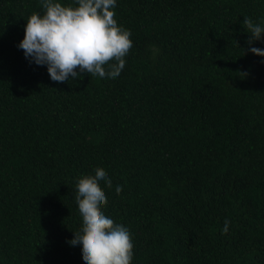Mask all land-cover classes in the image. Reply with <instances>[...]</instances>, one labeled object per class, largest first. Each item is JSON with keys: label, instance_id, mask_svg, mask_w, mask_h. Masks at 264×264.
Instances as JSON below:
<instances>
[{"label": "trees", "instance_id": "16d2710c", "mask_svg": "<svg viewBox=\"0 0 264 264\" xmlns=\"http://www.w3.org/2000/svg\"><path fill=\"white\" fill-rule=\"evenodd\" d=\"M113 10L133 42L120 76L57 83L18 48L41 0H0V264H85L68 242L96 168L132 264H264V57L243 27H264V0Z\"/></svg>", "mask_w": 264, "mask_h": 264}, {"label": "clouds", "instance_id": "9594fccd", "mask_svg": "<svg viewBox=\"0 0 264 264\" xmlns=\"http://www.w3.org/2000/svg\"><path fill=\"white\" fill-rule=\"evenodd\" d=\"M41 4L43 14L34 12L28 18L25 38L18 45L30 63L47 66L51 80L57 83L69 82L70 77L74 80L84 73L109 79L120 76L133 42L131 32L119 26L115 18L117 0H75L76 6L41 0ZM243 27L250 33L245 54L250 51L264 57V50L252 47L264 38V27L248 17ZM94 171L95 175H86L77 182L75 201L83 226L68 243L82 245L85 264H132L134 244L129 229L103 211L108 199L101 182L112 189V180L105 169ZM122 191L121 185L115 187L117 195ZM229 224L225 220L224 234Z\"/></svg>", "mask_w": 264, "mask_h": 264}]
</instances>
